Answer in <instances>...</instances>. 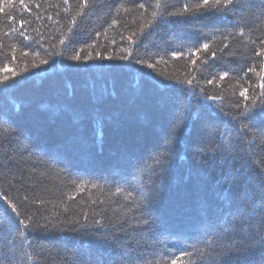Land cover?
<instances>
[{"label":"trees","instance_id":"obj_1","mask_svg":"<svg viewBox=\"0 0 264 264\" xmlns=\"http://www.w3.org/2000/svg\"><path fill=\"white\" fill-rule=\"evenodd\" d=\"M159 2L167 3L170 10L175 11L184 3L202 0ZM120 3L130 8V12L121 10L117 15L115 9ZM139 3H144L146 10L139 9ZM156 3L157 0H89V6L77 16V0H69L70 11L67 13L62 10L63 0H0V39L6 46L14 40L4 37L3 33L10 25L19 28L20 21L24 20L27 34L37 37V31L33 29L38 30L45 38L46 48L49 44H57L61 34L69 35L66 30L72 27L75 49L84 47L85 43H96L95 50L107 53L131 47L136 58L152 62L154 57L159 61L152 70L130 61L98 60L78 64L54 57V63L49 60V64L39 69H30L28 73L11 78L7 86L0 85V141L4 143V150L11 151L20 160L29 181V190L17 194L31 195L34 187L36 195L53 199V202L74 196L75 199L67 201L68 218H79L83 212L90 217L93 213H100L95 218H104L106 224L104 229H98L89 221L87 229L36 233V252L41 255L24 258L23 264H47L44 249L52 251L53 255L60 252L56 257L58 264L67 249L77 251L87 264H112L118 259L113 249L117 253L121 251L113 237L125 235L119 231L121 224L127 230V242L150 264H170L177 258V264H211L210 259L200 260L191 246L216 247L239 241L240 237L233 228L239 212L251 197H257L259 203L261 181H264V174H259V168H264L260 157H254L248 179L242 185L233 186L230 179L222 175V165L216 160L213 145L201 131L202 121L195 119L199 106L207 103L204 96L198 89L192 92L187 85L174 84L167 77L185 79L186 74L194 73L195 66L190 64V59L195 57H187L188 49L194 51L202 42L212 43L203 41L201 32L211 33L217 28L236 32L233 25L240 15L248 17L253 21L250 24L253 30L248 32L245 29L246 36L232 42L233 55L229 57V64L217 65L207 71L202 69L203 75L194 73L209 95L231 81L234 87L224 92V111L234 113L236 109L231 105L238 98L239 84H244L239 81V75L243 74L240 69L246 71L253 64L258 72L264 68V58L255 55L260 47H264L258 39L264 35V20L259 18L264 0H244L243 11H238L235 16L164 15L141 35L139 28L151 18ZM37 4L39 9L35 7ZM253 12L256 16H252ZM37 15L40 20L36 19ZM49 16L52 19H48ZM73 17L75 25L71 22ZM113 18L117 20L115 25H112ZM177 20L185 22L176 23ZM133 33H136L133 36L135 45L127 40ZM50 37L55 39L50 40ZM248 37L256 41L255 45ZM219 44L217 34L213 47ZM21 47L17 44L15 63L8 56L0 55V79L11 72H20L24 63L19 59ZM181 47L185 50V57L176 60L173 52L178 54ZM24 50L29 52L28 59H31L32 49ZM40 54L45 55L43 49ZM68 54L71 49L65 51V55ZM203 56L201 53V58ZM5 66L8 72L3 71ZM196 66H200L199 59ZM222 68L233 71L224 82L207 84L205 78H211L209 73ZM144 72L152 75H142ZM247 79L249 83L244 87H249L251 96L257 77L248 73ZM181 89L187 91L189 101L186 102H190L193 113L183 125L174 121L175 102L184 98ZM213 115L220 131L232 128L227 116ZM252 125L260 129L264 127V119L257 118ZM9 132L11 137H8ZM169 132L171 145L176 151L170 164L166 157H161L165 163L162 175L158 177L149 165L151 157L162 151L160 146L165 143ZM204 152L208 153L207 158L201 155ZM127 155L141 161L139 168L126 163ZM80 184L85 185L83 191H78ZM93 184L99 187L93 188ZM118 187L126 192L132 191L136 200L141 199L142 193L149 194L145 215L150 212L148 218L155 221L152 232L146 230L147 226H143V231L138 227L137 220L144 219V216L139 211H128L130 201L125 200L123 194L113 195ZM152 187H158L159 193L154 201L151 200ZM44 214L48 215V212ZM61 218H64L63 213ZM3 237L4 232L0 231V264H9L4 259L6 254L11 264H21L6 246L11 243V237L7 241ZM182 249L192 252L191 258L184 256ZM259 259L257 251L256 261ZM228 264H243V260L229 258Z\"/></svg>","mask_w":264,"mask_h":264},{"label":"snow or ice","instance_id":"obj_2","mask_svg":"<svg viewBox=\"0 0 264 264\" xmlns=\"http://www.w3.org/2000/svg\"><path fill=\"white\" fill-rule=\"evenodd\" d=\"M63 5L62 10L65 13L69 12V0H63ZM88 6L89 0H82V3L80 0H77L79 10L76 15H81L84 12V8ZM35 7L39 9L40 5L37 4ZM51 7L59 8L60 5H51ZM244 7V0H202V2L197 3H184L178 10L172 11L167 3L161 4L157 0L155 10L151 12V18L139 28V32L141 35L145 34L146 30H150L157 20L164 15L174 17H185L186 14L194 17L220 15L227 17L228 14L235 16L238 11L242 12ZM138 8L146 10L144 3H139ZM121 10L128 13L131 9L126 8L123 3H120L115 9L116 14L119 15ZM56 15L59 16V12ZM252 16H256V13L253 12ZM259 18L264 20V5L259 10ZM36 19L40 20L41 17L37 15ZM48 19H52V17L49 16ZM71 22L75 25V17L72 18ZM175 22L184 23L185 21L177 20ZM25 23L26 21L21 20L19 28L10 25L9 30L3 33L4 37L14 40L10 45L6 46L4 40L0 39V55L8 56L15 63L18 59L16 52L17 44H20L22 47L19 59L24 60L20 72H11L10 75H4L0 79V85L7 86L11 78L28 73L30 69H39L43 65L49 64V60H53L54 63V57H62L63 59L77 62L78 64L98 60L130 61L152 70L159 63L154 57L152 58V62H148L147 59L136 58L131 47L120 48L118 52L107 53L95 50L96 43H85L84 47L75 49L72 44L73 39H75L72 27L66 30L69 35L61 34L57 44H49L46 48L43 35L36 29L33 30L37 31L38 38L27 34ZM56 23H59V20ZM116 23L117 20L113 18L112 25ZM251 23L253 21H250L248 17L240 15L239 19L233 25L237 29L236 32L229 31L227 28H217L211 33L201 32L203 41H212V43L202 42L195 47L194 51L191 48L188 49L187 57H195L190 59V64L195 66L194 73H201L203 75L202 69L207 71L208 69L216 68L217 65L229 64V57L233 55L230 45L238 37L246 36L245 29L248 32L253 30L250 27ZM148 34H150V31ZM217 34L220 37V44L213 47ZM134 35L136 33L127 37V40L133 45L136 44V41L133 40ZM49 39H55V37H50ZM248 39L251 40L250 37ZM258 39L260 40V44L264 45V35H261ZM112 43H115V41H112ZM251 43L255 45L256 41L251 40ZM37 45H39V48L36 47ZM6 47L8 49L7 51ZM25 48L32 49L31 59H28L29 52L25 51ZM40 49L44 50V56H41ZM68 49H71V54L65 55V51ZM86 49H93L94 51H86ZM201 53L204 54L203 58H201ZM255 55L264 58V47H260L259 51L255 52ZM173 57L176 60L185 57L184 48L181 47L178 54L173 52ZM198 59L200 66H196ZM161 60H163V57ZM71 66L69 65V67ZM3 71H9L7 66H5ZM231 71L233 70L230 68L228 70L222 68L214 73H209L211 78H205L206 83L209 85L222 83L229 77ZM240 71L243 74L239 75V81H243L244 84L249 83L247 79L248 73H253L257 77V80L251 96L248 94L249 87H244V84H239L241 90L239 91L238 98L231 105L232 108L236 109L234 113L224 111V92L234 87L231 81H228L223 88H218L215 94L209 95L205 93L204 87L200 86V81L194 73L186 74L187 78L185 79L174 80L170 76L167 77L174 84L187 85L192 92L198 89L204 96V100L207 103L199 106L200 110L195 114V119L202 121L201 131L208 137V142L213 145L212 151L215 154L216 160L222 165V175L225 179H230L233 186L242 185L248 179L253 167L254 157L259 156L260 162L264 163V127L256 129L252 125L253 120L257 118L264 119V68L258 72L255 64H253L246 71L243 68ZM142 75L148 76L152 75V73L144 72ZM180 91L184 94V98L183 100L178 99L175 102L177 112L174 114V121L183 125L188 119L193 117V113L190 102H186L189 101L187 91L184 89ZM197 102L199 103V101ZM214 113L220 116H227L229 118L228 122L232 124V128L230 130L220 131L219 126L215 122ZM8 137H11V132L8 133ZM8 137L5 139H8ZM8 142L9 144L11 143L10 139ZM160 147L162 151H158L155 156L151 157L152 163L149 165L158 177L162 175L161 169L165 163L161 157H166L167 162L170 164L173 153L176 151L175 147L171 145V132L166 137L165 143ZM201 155L205 158L208 157L207 152L201 153ZM180 159H183V157H180ZM125 160L126 163L137 168H139L141 163L140 160L133 159L131 155H127ZM212 162L215 163L216 161ZM259 174H264V168H259ZM13 181H16V183H13ZM92 187L97 188L99 186L93 184ZM84 188L85 185L80 184L78 191H83ZM261 189L258 195L259 203H257V197H251L250 201L243 205V210L239 212L238 221L233 224L234 230H236L237 235L240 237L239 241L229 245L218 244L216 247L209 245L205 248H198L192 245L191 247L195 248V254L200 260L210 259L211 264H228L229 258H236L238 261L242 258L243 264H264V181H261ZM22 190L25 192L29 190V181L25 178L24 168L20 160L11 151L4 150V143L0 141V231L4 232L3 239L5 241L11 237V243L6 246L21 264H23L24 258L31 259L33 254H36L37 257L41 255L36 252V233L48 234L55 231L65 232L87 229L90 226L89 221H91L92 227L98 229H104L106 227L104 218H95L100 213H93V216L90 217L87 212H83L79 218H68L69 206L67 201L75 199L74 196H68L67 200L58 199L56 202H53V199L36 195L34 187L32 188L31 195H18L17 193H20ZM229 191L231 192V188ZM253 191L255 190L253 189ZM150 193L151 200L154 201L159 194L158 187H152ZM121 194L124 195L125 200L130 201L128 211H139L141 216H144V219L137 220L138 227L143 231L145 230L143 226H147L146 230L152 232L155 221L148 218L151 215L150 212L145 215L147 204L149 203V194L142 193L141 199L136 200L133 198V192H126L124 188L118 187L113 193V195ZM92 203L95 204L96 201ZM205 211L207 212V209ZM45 212H48V215H45ZM62 213L64 214V218H61ZM119 231L125 233V235L123 237H113L121 251L117 253L113 249V253L118 259L113 260L112 264H140V261H144V264H150V262L145 260L137 252V249L131 243L127 242L128 234L123 224H121ZM102 235L106 236L107 234L103 233ZM220 235L222 236L223 234L221 233ZM121 241L125 242L122 243ZM136 243L139 244V240ZM43 251L47 253V264H58L56 257L60 256L59 251H56L55 255L48 249H44ZM181 251H183L184 256L189 258L193 255L187 249H182ZM257 251L260 253L258 262L256 261ZM17 253L20 255H17ZM4 259L8 260L9 264H11V260L7 254ZM177 259H172L170 264H177ZM59 264H87V261L77 251L67 249L65 250L64 259ZM190 264H194V262H190Z\"/></svg>","mask_w":264,"mask_h":264}]
</instances>
